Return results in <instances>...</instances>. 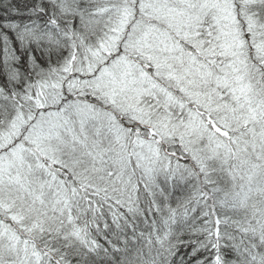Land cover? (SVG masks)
Returning <instances> with one entry per match:
<instances>
[{"label":"snow or ice","instance_id":"obj_1","mask_svg":"<svg viewBox=\"0 0 264 264\" xmlns=\"http://www.w3.org/2000/svg\"><path fill=\"white\" fill-rule=\"evenodd\" d=\"M0 264H264V0H0Z\"/></svg>","mask_w":264,"mask_h":264}]
</instances>
